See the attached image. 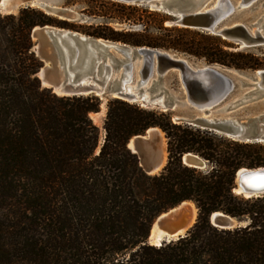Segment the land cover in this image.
<instances>
[{"label":"trees","instance_id":"16d2710c","mask_svg":"<svg viewBox=\"0 0 264 264\" xmlns=\"http://www.w3.org/2000/svg\"><path fill=\"white\" fill-rule=\"evenodd\" d=\"M47 25L80 29L29 8L0 16V264H264V195L233 192L239 170L264 168V143L237 142L112 100L102 144L91 118L100 112L98 97L59 96L40 84L42 62L31 34ZM87 34L133 47H172L238 70L260 68L243 55L158 41L146 30L134 35L106 26ZM151 128L165 134L168 151L166 167L154 176L128 148ZM188 153L207 167L184 165ZM183 202L198 209L187 234L143 245L154 220ZM216 212L247 224L219 229L210 222Z\"/></svg>","mask_w":264,"mask_h":264},{"label":"water","instance_id":"95a60500","mask_svg":"<svg viewBox=\"0 0 264 264\" xmlns=\"http://www.w3.org/2000/svg\"><path fill=\"white\" fill-rule=\"evenodd\" d=\"M2 1L0 0V8ZM19 1L22 4H29L34 0ZM120 1L164 12L175 18L176 25L222 37L224 40L237 43L240 47L264 46L262 27L253 28L241 22L225 24L237 10L251 5L255 0ZM4 6L7 7L8 3ZM46 9L48 13L63 20L78 18L77 14L67 8ZM252 28L256 30L255 33H252ZM31 36L34 41L33 51L42 62L37 77L43 88H48L55 94H57L55 90L59 89L64 94L62 96H96L101 102L106 100V104L112 100L136 104V100H141L138 104L143 108L168 113L175 124L210 131L241 143H264V113L248 119H237L229 114L238 106L234 103L225 110L215 111L216 107L237 90L247 91L248 87H252L248 96L256 95L250 101L264 98V70L247 72L218 64L193 65L161 49L133 47L95 39L48 25L34 28ZM88 53L91 55L90 65L82 72L81 68ZM137 66L140 67L138 81L134 75ZM125 71L132 72L130 80L126 82ZM171 72L178 76L182 89L180 95L171 92L164 85L165 76ZM85 78L87 80L83 82ZM220 111L224 114L217 115L216 113ZM155 129L158 128H151L145 134L135 136L128 142V148L138 156L143 171L151 176L160 174L167 165L162 167L161 148L155 135L158 131ZM133 139L135 141L130 147ZM182 162L186 166L200 170L207 167L204 159L191 153L185 154ZM233 192L245 198L263 196L264 168L239 170ZM177 207L160 214L154 220L143 245L150 243L156 227L171 233L176 229L181 218L179 210L175 211ZM210 222L214 227L224 230L247 224L221 212L212 214ZM184 236L181 235L179 238ZM169 242L171 241L164 243Z\"/></svg>","mask_w":264,"mask_h":264},{"label":"rangeland","instance_id":"374dc122","mask_svg":"<svg viewBox=\"0 0 264 264\" xmlns=\"http://www.w3.org/2000/svg\"><path fill=\"white\" fill-rule=\"evenodd\" d=\"M233 1H238V0H233ZM42 3H46L51 7L67 8L71 10L73 13L77 14L78 18L76 20L68 19L65 21L69 22L70 24L76 25L80 29L77 30L69 29V28H63V29L78 32L80 34L89 36L91 38L102 39V38H96L90 36L87 33H94L98 31V29L104 28L106 26L116 32H123V33L130 32L134 35L145 34V30H146L147 34L150 37L158 39V41L163 40L167 42V41L180 39L187 43L197 44L198 46L210 45L211 47L213 46L219 47L228 54L243 55L247 57L248 62L253 64H258L260 66V68L256 70H264V46L256 47V48H244V47H240V45H238L233 41L224 40L222 37H218L209 34L207 32H201L194 29L183 28L180 25H176L174 23L175 18L166 15L164 12H158L152 10L146 6L130 4L120 0H44L42 1ZM27 8L31 10L43 12L44 14H47L55 19L63 20L58 16L48 13L46 9L41 7L40 5L33 6L30 4L21 5L18 9H16V11L14 10L11 13H7L6 11L0 10V16L1 17L10 16V15L18 16L21 10ZM137 9L139 10L137 11ZM142 9H147L148 12H144L142 11ZM124 19L126 20L124 21ZM231 22H241L253 28L262 27V30L264 32V0H255L251 5H248L247 7L237 10L225 22V24ZM162 26L168 29L169 31L162 30L161 29ZM253 28L251 31L255 30ZM158 49L168 51L171 53V55H176L178 56L179 59H183L187 61L189 64L190 63L193 65L217 64V63H210L204 57H197L195 55L183 51H179L172 47H159ZM220 66L236 69L234 67H229L225 65H220ZM256 70L247 69V70H238V71L252 72ZM164 85L171 92L177 95H180L182 92L181 85L178 80V76L175 72H171L167 74V76H165ZM251 89L252 87L250 88L248 87L247 91L237 90L227 100H225L218 107H216L215 111L222 109L225 110L231 104L234 103L237 104L238 106L235 109H233L229 114L237 119H246V118L248 119L263 114L264 98L250 101L251 99L256 97V95L248 96V92ZM133 105H137L143 108L138 103ZM101 112H105V115L98 116L97 121H94L93 119L92 120L100 128L102 132L101 140L103 142L105 135L103 130V125L107 113L106 101L102 102L100 112L98 113ZM93 114H97V113H93ZM216 114L221 115L224 113H221L220 111L219 113ZM155 135L161 150L163 149L165 152H167V160L165 163L166 165L168 163L167 139L165 137V134L163 135L165 138L161 136L160 133L158 132H156ZM197 218H198V209H197V216L195 223L197 221ZM147 244L151 245L152 243L151 244L147 243Z\"/></svg>","mask_w":264,"mask_h":264},{"label":"bare ground","instance_id":"6f19581e","mask_svg":"<svg viewBox=\"0 0 264 264\" xmlns=\"http://www.w3.org/2000/svg\"><path fill=\"white\" fill-rule=\"evenodd\" d=\"M42 1L43 0H34L31 3H29V4L30 5H33V6L34 5H40L41 7L45 8V9L51 7L50 5H47L46 3H42ZM217 1L218 0H216V2ZM211 2H212V0H211ZM7 3H8V6L5 7L4 5H6ZM29 4H22L19 0H3L0 9L2 11H6L7 13H11L14 10L16 11V9H18L21 5H29ZM255 31L256 30H253L252 33H255ZM76 57H77V55L75 56V60H76ZM90 60H91V55H90V53H88V56L86 57V60H85V64L81 68V71L82 72H84L85 69H87V66L90 65ZM139 71H140V67L139 66L135 67V71H134L135 74L134 75L136 77V81L139 80ZM131 76H132V72L125 71L124 81L126 82V81L130 80ZM86 80L87 79L85 78L83 80V82H86ZM55 92L59 96L64 95L63 92H61V90H59V89H56ZM145 96H146V94H145ZM104 101H106V100H104ZM136 102L137 103H141V100H136ZM100 115H105V112H101V113H97V114H91V117H92V119L94 121H97V118ZM155 130L158 131L161 136L164 135V133L160 129H155ZM146 138H148V137H146ZM134 141H135V139H133L131 141L130 147H131V145H132V143ZM161 155H162L161 158H162V167H163L165 165V163H166V160H167V152H165L162 149L161 150ZM177 210H179V212L181 213V218H180V221L178 223L179 225L176 227V229L172 233L171 232H167V231H163V230H160V229H157V227H156L155 230L153 231V236H152V239L150 241V244L152 243L151 245H154V246L159 247L165 241H174V240H177V239H179V237L181 235L184 236L185 233L193 226V224L195 223V220H196V216H197V208H196L195 204L193 202H184L181 206H179V207H177L175 209V211H177Z\"/></svg>","mask_w":264,"mask_h":264}]
</instances>
